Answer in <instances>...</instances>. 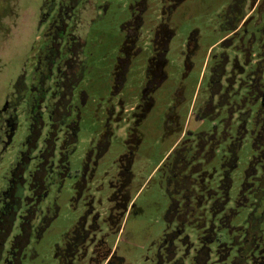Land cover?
<instances>
[{
	"label": "rangeland",
	"instance_id": "rangeland-1",
	"mask_svg": "<svg viewBox=\"0 0 264 264\" xmlns=\"http://www.w3.org/2000/svg\"><path fill=\"white\" fill-rule=\"evenodd\" d=\"M231 1L176 2L166 21L169 22L167 27L170 28L171 39L164 45L167 61L162 69L163 74L155 76L147 89L146 95L152 92L151 106L144 109L141 116H134V120L138 94L147 79L144 75L152 53L151 33L162 21L161 17L165 16L171 0H138L136 3L135 0H88L79 4L80 23L76 24L75 34L81 40L79 57L85 67L82 68L83 78L76 90L84 91L85 97L80 104L75 99L72 101L74 109H78L75 113L77 142L68 156L69 170L62 185H52L43 202L42 210L48 205L56 206V215L50 218L40 236L32 235L22 264H58L57 246L61 245L73 225L85 219L90 228L97 227L94 240L98 244V254L89 263L92 255L88 250L85 257L74 264L151 263L156 243L167 223L166 210L169 207L161 168L171 147L179 142L188 127L194 130L209 125V121L202 124L203 120L196 111L202 109L203 98L209 96L205 80L213 60L223 52L229 58L233 55L231 49L226 48L229 42L221 44L229 34L220 41L226 33L220 15ZM42 2L0 0V107L13 81L21 73L26 74V83L34 75L31 72L35 67L33 57L45 44L47 21L40 22ZM259 2L245 0L241 4L237 17H243L236 25L237 29L248 15L254 13ZM133 5L134 12L137 11L139 15L137 22H134L139 31H135L134 40L137 41L134 48L129 50L131 53L124 56L120 53L126 38L124 25L130 20ZM234 23L232 21L230 25ZM190 35L194 36L196 48L190 46L188 61L191 65L186 70L182 53ZM117 67L119 71L115 74ZM120 73V79L117 80L115 76L113 83V75L119 76ZM169 109L178 113L176 126L179 129L175 130L168 124L171 127L166 129L165 134L164 114ZM174 117L172 112L171 121ZM25 120L26 117H19L18 129L1 154L0 190L5 187L11 164L22 151L21 142L26 135ZM133 121L136 133L134 142L136 138L139 142L131 165L127 203L118 223L114 222L108 228L105 218L111 205L110 186L116 180V161L124 152L127 129L133 125ZM101 136L104 137L105 148L98 156L96 145ZM248 151L249 142H246L239 153L240 161L246 159ZM210 165H216L215 159L210 161ZM83 176L85 185L81 195H78L75 185Z\"/></svg>",
	"mask_w": 264,
	"mask_h": 264
},
{
	"label": "trees",
	"instance_id": "trees-1",
	"mask_svg": "<svg viewBox=\"0 0 264 264\" xmlns=\"http://www.w3.org/2000/svg\"><path fill=\"white\" fill-rule=\"evenodd\" d=\"M85 1L43 0L44 47L33 57L32 79L26 83L21 73L15 82L16 101L31 122L29 142L11 164L17 165L11 169L12 185L5 182L0 190V264H22L32 235L40 236L56 215V206L42 207L61 130L46 128L44 110L61 109L63 95L82 81L85 66L75 28L79 4ZM244 1L232 0L220 15L226 31L220 41L229 34L221 44L229 42L226 48L233 55L215 57L207 72L209 96L196 114L210 126L188 127L161 168L169 207L150 264H264V0L237 29ZM73 131L75 136L60 150L59 174L52 178L58 186L68 174L77 125ZM35 142L41 144L38 173L31 169L37 162L29 166ZM246 142L248 156L240 161Z\"/></svg>",
	"mask_w": 264,
	"mask_h": 264
},
{
	"label": "flooded vegetation",
	"instance_id": "flooded-vegetation-1",
	"mask_svg": "<svg viewBox=\"0 0 264 264\" xmlns=\"http://www.w3.org/2000/svg\"><path fill=\"white\" fill-rule=\"evenodd\" d=\"M142 1L143 0H141V2ZM161 1L163 2V0ZM178 1H181V0H173V1L171 0V2H168L169 6H167V9L165 10V16L161 17L162 21L158 23L157 29H155L154 32L151 33L150 43H151L152 53L147 61L145 75H144L147 79L145 80V85L141 89L140 94H138L139 103H137V106L135 107L136 113L133 114V120H134V116H137V117L141 116V114H144L143 112H145L144 109H148L151 106L149 102L151 101L150 94L152 92L150 94L147 93V95H146V92L150 86L149 84L152 81V79L156 78L155 76H158V74L159 75L163 74L162 69L164 67V64L167 61L165 58L167 54V49L164 45H167L171 39L170 38L171 31L169 30L170 28L167 27V23L169 22H166V21H168V15L170 14L171 10L174 9L176 2ZM136 2H138V0H135V3ZM134 5L132 6L130 20L126 22L124 25V28H126V36H125L126 38L122 44L123 48L120 49L121 50L120 53H122V55L124 56H127L129 55V53H131L130 51L131 49L134 48L135 42L137 41V40H134V35H135V31H137L139 28L137 24L134 25V22L135 23L137 22L136 19H139L138 18L139 15L137 11L134 12ZM162 10L163 8L161 6V15L164 14ZM135 16L136 18H134ZM190 46H192V48L194 49L196 48L195 39L193 35H190L188 37L187 44H185V51L184 53H182L183 61H184V64L187 70L190 69V65H191V62L188 61V57H189L188 53H189ZM118 67L114 69L115 74H117L119 71ZM151 67L154 69H152ZM149 71H151L152 73L151 75H149ZM121 74L122 73H120L119 76L112 74L114 77L113 83H114V80L116 79L115 76H117V80H118L120 79ZM16 80L17 79L13 81L12 88L9 91L7 97L4 98L3 103L0 107V157L3 151H5L8 145L11 143L12 138L14 137L18 129V126L20 123L19 117L21 115L23 116V118L25 117L24 116V106L21 105L20 103H17L16 101V89H15ZM113 88H114V85H112V90ZM63 96L66 98V101L61 103L62 104L60 105L61 109L57 108V109H51V110L50 109L44 110V113L46 114L45 119L46 121H48V122H45L47 125L46 128L47 129L51 128L53 125L61 130V136L57 144V151L54 153L53 159L50 161V164H49V176H51L52 178L53 176H56L57 174H59L58 158L60 156V150L63 151L68 145V143L70 142V137L75 136L73 129L77 124L75 113L78 111V109H74L75 105L72 103V101L76 98L79 104L81 102H84L85 94H84V91L73 90L72 86H70L68 92L64 94ZM172 112H173V115H175V117L171 121L170 117L172 116ZM178 116H179L178 113L177 114L174 113V111H171V109H169L167 113L164 114L165 134L167 133L166 129H168V127L170 128L171 125L173 126V129L175 130L179 129V127L176 126L178 125V120H179ZM25 121H26L25 123H26V128H27V125L30 124L31 121L28 122L27 119ZM168 124H171V125L168 126ZM134 135H136V133H135L134 121H133V125H130V127H128L127 129L126 140L124 143L125 145L124 152L119 156V158L116 161L117 162L116 163L117 170H116V177H115L116 180L113 183H111V186H110L111 187V195H110L111 205L108 208L107 216L105 218V222L108 228H110V226L113 225L114 222H116V224L118 223L117 221L120 218L121 214L123 213V209L125 208V205L127 203L126 192L131 182V176H132L131 165L134 161V151L139 142L138 138H136L135 139L136 142H134V138H135ZM42 139L43 137H41V141ZM103 140H104V137L101 136V140L96 145V148L98 149L97 151L98 156L102 154V151L105 148V142H103ZM27 141L29 142L28 132L26 133L25 138H23L21 145L23 147L24 146L26 147V143H28ZM36 142H35V150H33V152L31 153L34 159L29 161V166L31 167H33V164L37 162L35 163L36 167L31 168L32 172L34 173L36 172L38 173V171L41 168L40 167L41 160H39V158H37L36 156L38 153V148L40 147L41 144L40 142L39 144ZM10 167H11L9 168L10 174L9 176H7L6 181H5L6 183H8V185H12L11 169L12 168L16 169L17 165L10 166ZM87 167H88L87 164H85V170H87ZM52 178H50V184L48 187L49 190L52 185H58L55 183L54 180H52ZM84 185H85V180L83 176L82 178H80V180L75 185L77 188L76 192L78 193V195H81ZM42 216H43V213H42ZM41 218L42 217H40V219ZM113 219L114 221L112 223L111 221ZM96 229L97 227L90 228V225L86 224V219L83 221H78L75 225H73V227L69 230V233L62 240L61 245L57 246L56 257H57L58 264H74L76 260H80V258L83 259V257H85L88 250H91V255H92V257L89 259L88 262L92 263L94 257L97 256L98 254V251H97L98 244H96L94 240ZM108 255L105 257L107 258ZM105 257L104 259L107 260ZM110 263L111 262H109L108 264Z\"/></svg>",
	"mask_w": 264,
	"mask_h": 264
}]
</instances>
